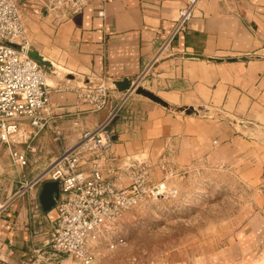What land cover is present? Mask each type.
<instances>
[{"label": "crops", "instance_id": "obj_1", "mask_svg": "<svg viewBox=\"0 0 264 264\" xmlns=\"http://www.w3.org/2000/svg\"><path fill=\"white\" fill-rule=\"evenodd\" d=\"M181 1L93 0L60 24L45 14L33 26L41 35L33 50L59 70L49 85L68 87L51 92L55 111L66 112L58 126L68 140L77 130L74 114L80 128L106 117L124 95L112 81L123 77L147 83L170 106L201 107L185 114L129 93L111 123L113 151L233 172L253 190L252 211L237 233L189 264H264V0H200L172 50L154 60ZM87 82L113 87L106 109L94 111L78 97L76 88ZM39 191L9 197L0 208V264H42L33 251L46 255L56 212L42 209ZM67 263L78 264L60 262Z\"/></svg>", "mask_w": 264, "mask_h": 264}, {"label": "built area", "instance_id": "obj_2", "mask_svg": "<svg viewBox=\"0 0 264 264\" xmlns=\"http://www.w3.org/2000/svg\"><path fill=\"white\" fill-rule=\"evenodd\" d=\"M92 1L0 0V145H6L15 164L24 166L27 163L26 153L18 148V144L47 131L61 136L58 119H63L66 112L62 107H58L60 112L55 111L51 92L68 89L49 85L44 66L29 55L23 11L31 6L34 13L43 11L55 24H60ZM199 1H181L174 24L160 43L154 60L166 54L168 49L172 50L175 35L188 28ZM76 91L94 111L106 109L114 97L113 87L103 82H87ZM123 92L106 117L91 128H80L79 116L74 114L72 123L77 128L74 130L76 139L65 145L42 172L13 194L19 197L33 187H40L44 181L58 182L59 194L54 204L56 215L51 237L46 243V255L39 249L33 251L42 264H60L62 257L78 264H91L95 247L101 239L114 233L125 213L172 192L164 181L152 183V163L130 156L121 157L113 151L111 123L127 95L134 91ZM157 164L164 169L165 175L175 171L168 156L161 155Z\"/></svg>", "mask_w": 264, "mask_h": 264}, {"label": "rangeland", "instance_id": "obj_3", "mask_svg": "<svg viewBox=\"0 0 264 264\" xmlns=\"http://www.w3.org/2000/svg\"><path fill=\"white\" fill-rule=\"evenodd\" d=\"M44 16L43 11L34 13L31 6L23 11L31 50L34 41L41 37L40 33L34 34L33 26ZM42 65L47 72V83L51 84L59 70L52 64ZM140 85L150 90L147 83ZM68 134L69 140L63 134L56 137L47 131L18 144L27 156L24 166L15 164L6 145H0V204L42 172L77 137L73 130ZM174 170L171 175H165L157 161L152 163V183L164 181L172 192L125 213L114 233L97 244L91 264H189L193 257L218 248L222 241L238 232L236 228L253 208L252 189L225 168L190 165L175 166Z\"/></svg>", "mask_w": 264, "mask_h": 264}, {"label": "water", "instance_id": "obj_4", "mask_svg": "<svg viewBox=\"0 0 264 264\" xmlns=\"http://www.w3.org/2000/svg\"><path fill=\"white\" fill-rule=\"evenodd\" d=\"M12 45H15L12 43ZM29 55L39 61L42 64H50L48 60H45L41 54H39L37 51L30 50ZM186 57H196L202 59L203 57L200 55H186ZM216 61H221L222 59H215ZM112 86L117 89L118 91H126V90H133L134 93L138 95H142L149 100L158 103L166 108H170L174 111H182L185 114H192V113H198L199 109H202L201 107H193V106H170V104L164 100L159 95L155 94L154 92L144 88L143 86L139 85L137 81H135L133 78L129 77H123L120 79H116L112 81ZM59 194V185L57 181H44L40 185V191L38 195V200L40 203V206L43 210H50L54 207L55 200L58 198Z\"/></svg>", "mask_w": 264, "mask_h": 264}, {"label": "bare ground", "instance_id": "obj_5", "mask_svg": "<svg viewBox=\"0 0 264 264\" xmlns=\"http://www.w3.org/2000/svg\"><path fill=\"white\" fill-rule=\"evenodd\" d=\"M68 264V263H67Z\"/></svg>", "mask_w": 264, "mask_h": 264}]
</instances>
